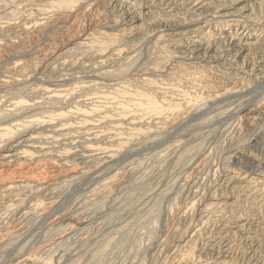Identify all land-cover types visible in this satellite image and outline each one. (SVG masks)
<instances>
[{
    "label": "rangeland",
    "instance_id": "rangeland-1",
    "mask_svg": "<svg viewBox=\"0 0 264 264\" xmlns=\"http://www.w3.org/2000/svg\"><path fill=\"white\" fill-rule=\"evenodd\" d=\"M262 51L264 0H0V264H264Z\"/></svg>",
    "mask_w": 264,
    "mask_h": 264
},
{
    "label": "bare ground",
    "instance_id": "bare-ground-1",
    "mask_svg": "<svg viewBox=\"0 0 264 264\" xmlns=\"http://www.w3.org/2000/svg\"><path fill=\"white\" fill-rule=\"evenodd\" d=\"M229 50V49H228ZM264 51H262V53H263ZM261 53V54H262ZM260 54V53H259ZM260 57V56H259ZM260 59V63L261 64H263V62H264V55H262V57L261 58H259ZM218 60H219V58H218ZM258 67V68H257ZM257 69H259V71L261 72L264 68H263V66L262 65H260V64H258L257 65ZM60 75V74H59ZM61 80V79H60ZM2 82V81H1ZM14 83V82H13ZM90 86V85H89ZM40 88H42V87H40ZM21 91V90H20ZM53 93V92H52ZM65 94V93H64ZM52 95H54V94H52ZM49 96V95H48ZM56 96V95H55ZM69 96V95H68ZM1 97V96H0ZM53 97V96H52ZM58 97V96H57ZM59 98H61V96H59ZM59 98H56V99H59ZM72 98V97H71ZM76 98V97H75ZM49 99V98H48ZM1 102V101H0ZM12 102V101H11ZM18 104H19V102H18ZM16 105V104H15ZM61 107V106H60ZM152 108H154V107H152ZM28 109V108H27ZM38 109V108H37ZM9 110V109H8ZM78 110V109H77ZM65 114V113H64ZM67 114V113H66ZM6 116V115H5ZM66 116V115H65ZM61 118H62V116H60ZM22 119V118H21ZM30 119V118H29ZM27 121V120H26ZM53 121V120H52ZM0 125H2V124H0ZM26 126L27 125H29V126H27L26 127V130H25V132L23 133L24 134V137H26V138H24V140H28V142H29V140H31L32 141V136H31V134H30V132H28V129H30V127H32L31 125H34V123L33 122H30V123H26L25 124ZM24 125V126H25ZM52 125V124H51ZM17 126V125H16ZM22 126V125H21ZM46 126V125H45ZM2 128V127H1ZM24 128V127H23ZM70 128V127H69ZM25 129V128H24ZM60 129V128H59ZM5 132V131H4ZM72 132V131H71ZM55 133H56V131H55ZM62 133V132H61ZM63 134V133H62ZM89 135V134H88ZM0 136H1V134H0ZM30 136V137H29ZM57 136V135H56ZM10 138V137H9ZM53 139V138H52ZM36 140V139H35ZM35 140H33V141H35ZM25 141V142H26ZM55 141V140H54ZM32 143V142H31ZM26 146V145H25ZM88 146H86L85 147V150H83V152H85V153H90V155L89 156H85L86 158H91V157H95V156H98L97 154H95V152H97L96 150H92V148H87ZM15 149V148H14ZM18 152V151H17ZM82 152V151H81ZM106 153V152H105ZM14 154H15V152H14ZM94 154V155H93ZM104 154V153H103ZM13 155V154H12ZM84 154H82V156H83ZM84 157V158H85ZM4 158H5V156H4ZM81 158V157H80ZM83 159V158H82ZM95 159V158H94ZM89 162V161H88ZM124 169V168H123ZM95 173H96V171H95ZM74 178L72 177V176H69L68 177V181L67 182H70V181H72ZM66 182V181H65ZM97 182V181H96ZM19 187V186H18ZM17 188V186H15L14 184H11V185H4V186H1V188H0V197H2V195H4V193H9V191H14L15 189ZM10 194V193H9ZM8 194V195H9ZM7 195V194H6ZM5 197V196H4ZM19 261V260H18Z\"/></svg>",
    "mask_w": 264,
    "mask_h": 264
}]
</instances>
